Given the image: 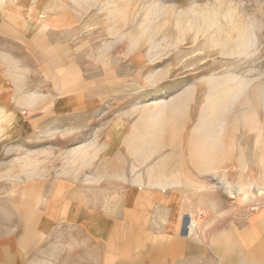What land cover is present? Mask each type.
<instances>
[{
	"label": "rangeland",
	"instance_id": "rangeland-1",
	"mask_svg": "<svg viewBox=\"0 0 264 264\" xmlns=\"http://www.w3.org/2000/svg\"><path fill=\"white\" fill-rule=\"evenodd\" d=\"M261 213L264 0H0V264L242 262Z\"/></svg>",
	"mask_w": 264,
	"mask_h": 264
},
{
	"label": "crops",
	"instance_id": "crops-1",
	"mask_svg": "<svg viewBox=\"0 0 264 264\" xmlns=\"http://www.w3.org/2000/svg\"><path fill=\"white\" fill-rule=\"evenodd\" d=\"M261 215L262 216L260 219H262L264 217V213H261ZM263 222H264V219L262 221L261 220L259 221V225L257 227H255V228L250 227V229H252L253 232L256 233L254 235L256 237H254V238L252 237V238L248 239V241H250V244H249L248 248H246V250H244V253H243L244 258H243L242 262H239L238 261L239 258H237V257H240V255L233 254L236 258H231L228 250H227V252L224 253L223 247L220 245L214 244L211 247L214 248L215 250H219L222 252L220 255V259L224 264H229V263L230 264H264V236H263L264 232H263V228H262ZM191 226H192L191 224L188 225L189 231L191 229ZM254 229H256V230H254ZM262 236H263V238H262ZM4 243H7V242L4 241ZM176 245L178 247H184L186 244H184V246H183V244L181 242H179V244H176ZM3 251H5V250L3 249ZM2 256H5V253ZM166 257L170 258V256H164L165 261H163V264H170L172 261L166 260ZM234 261H236L237 263H235ZM135 262L133 264H135ZM151 262H152V264L155 263L154 261H151ZM116 263L123 264V260L120 258V261L119 262L116 261ZM33 264H36V263H33ZM139 264H149V263L142 262ZM173 264H176V263H173Z\"/></svg>",
	"mask_w": 264,
	"mask_h": 264
}]
</instances>
